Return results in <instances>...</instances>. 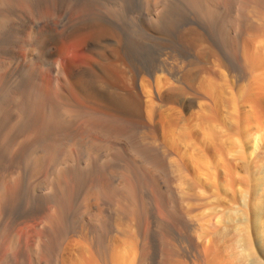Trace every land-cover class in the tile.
Here are the masks:
<instances>
[{
    "label": "bare ground",
    "instance_id": "obj_1",
    "mask_svg": "<svg viewBox=\"0 0 264 264\" xmlns=\"http://www.w3.org/2000/svg\"><path fill=\"white\" fill-rule=\"evenodd\" d=\"M259 38L264 0H0V264H164L177 244L198 251L159 110L193 69L252 78ZM61 45L81 63H58ZM158 85L167 92L145 91ZM263 209L238 264H264L253 252ZM133 228L137 262L121 252Z\"/></svg>",
    "mask_w": 264,
    "mask_h": 264
},
{
    "label": "rangeland",
    "instance_id": "obj_2",
    "mask_svg": "<svg viewBox=\"0 0 264 264\" xmlns=\"http://www.w3.org/2000/svg\"><path fill=\"white\" fill-rule=\"evenodd\" d=\"M256 44L262 53L260 59H263L264 38L257 39ZM80 53L77 46L61 45L58 63L63 65L65 59H73L76 64L81 63ZM263 62L264 59L259 61L260 65L250 75L252 78L244 82L233 81L226 72L205 66L189 71L187 80H190L187 81V85H183V88H171L167 92L164 90L167 89L166 86L161 88V85H158L156 89L154 87L145 89L146 92H152L151 94L156 91L167 92L170 99L169 103L159 110L157 117L161 129L160 138L167 144L168 149L174 152L172 161L180 167L176 187L186 197L185 203L180 208L182 211L185 210L189 222V227L183 232L185 231V234L188 232V235L201 246L199 248L201 250L196 251L189 248L186 243L177 244V249L174 244L173 256L170 254L171 251L167 252V255H170L164 264H199L201 260L203 262L207 260L205 264H238L237 257L239 260L246 258L248 235L254 236L257 231L250 221L256 215L260 216V211L264 208V193H262L264 192V104H262L264 103V69L261 68ZM252 92L255 93L253 96ZM254 95L258 104L253 99ZM252 107L260 110V113L251 109ZM157 214L162 218L165 217V213L160 209ZM262 219L264 217L261 216ZM136 237L138 234L133 228L129 246L121 248L122 254L130 256L129 258L134 262H137L142 254L141 240ZM256 241L258 244L253 252H256L258 255H255L263 259H260L263 262L264 246L260 239ZM242 242L244 248L241 246ZM241 252L244 254L242 255ZM200 253L204 255H199ZM234 255L237 257H232ZM178 256L185 257V261L183 258L178 259ZM172 260L175 262L173 263Z\"/></svg>",
    "mask_w": 264,
    "mask_h": 264
}]
</instances>
